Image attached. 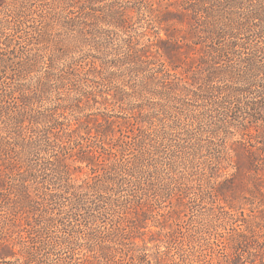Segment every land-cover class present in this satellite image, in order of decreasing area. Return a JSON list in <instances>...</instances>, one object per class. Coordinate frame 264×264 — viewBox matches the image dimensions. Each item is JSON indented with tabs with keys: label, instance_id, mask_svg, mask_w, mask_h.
<instances>
[{
	"label": "trees",
	"instance_id": "obj_1",
	"mask_svg": "<svg viewBox=\"0 0 264 264\" xmlns=\"http://www.w3.org/2000/svg\"><path fill=\"white\" fill-rule=\"evenodd\" d=\"M106 1L0 0V263L42 262L40 251L63 246L60 264H78L77 250L88 264L144 258L149 223L165 230L185 206L176 171L191 175L202 157L194 203L225 202L230 179L210 181L231 168L253 180L264 206V45L240 37L264 39V0ZM134 25L142 31L124 33ZM114 33L125 37L113 44ZM99 45L112 59L84 51ZM255 92L259 101H240ZM164 204L171 210L158 212ZM258 219L263 210L242 218L232 250L247 244L245 233L257 243ZM14 235L16 251L5 244Z\"/></svg>",
	"mask_w": 264,
	"mask_h": 264
},
{
	"label": "rangeland",
	"instance_id": "obj_2",
	"mask_svg": "<svg viewBox=\"0 0 264 264\" xmlns=\"http://www.w3.org/2000/svg\"><path fill=\"white\" fill-rule=\"evenodd\" d=\"M109 1H106V3ZM149 1H151L152 3H156L157 0ZM118 2H120L119 5L123 9L127 7H136L139 5L136 4L137 2H139V0H133L128 3L126 0H119ZM101 4L103 5V2ZM34 17V15L32 17L30 16L29 21H32V18ZM28 24L30 25L31 22ZM252 28L255 30L254 27ZM141 31L142 30L139 25H134L132 27L126 28L124 30V33L132 36L135 33H139ZM120 34L122 37H125L124 34ZM121 36L116 35L115 33L112 34L111 38L113 44L119 43L121 40ZM252 36L249 35L246 37H240H242L243 42L248 43L247 47L253 46L254 44L259 46L264 45L263 38H256ZM161 37L164 38L163 32L161 33ZM17 41L20 42L22 40L17 39ZM140 42L146 43V39L143 38L140 40ZM104 50L105 48L100 45L95 46V48L86 46L84 49V51L94 56L97 61H99V59H112V55L107 57L104 56V53H106V51ZM107 50L110 51L109 48ZM229 56L230 62L228 63L232 64V67H234V69L237 68L238 55L233 54ZM182 71V69H178L177 73H181ZM7 74L11 76L12 71L8 70ZM39 74V69L37 71L24 74L20 78V83L31 84L36 80ZM249 99L259 101L260 97L255 92L253 94H249V96H242L240 101L244 102ZM44 103L45 104L43 105H47L46 102ZM196 108L197 111H203L204 109H206V105L204 103L199 102ZM14 109L16 108H13V110ZM92 111L96 112L95 110ZM100 111H102V109H100ZM204 122L205 121H203L202 124L203 127H205L204 124L206 123ZM207 136L209 135L204 134L202 139H208ZM173 139L177 140V137H173ZM236 139H238V136L230 137L228 143H231ZM252 142L255 143L254 140H252ZM253 150L255 152L254 148ZM204 160H206L205 157H202V159L197 160V167L193 170V173L191 175H188L187 170L183 166L179 167L176 173L179 177H184V184L182 185L185 190V194L183 196V203L185 204L184 208L180 210L178 218H174L175 221L169 227H166L165 230H161V227L156 226L157 224H152L150 222L149 233H146V235L143 236L146 240L145 257H140L139 259V257H137L138 253H135V260L130 259L126 261L125 264H234L237 262V260H235V256L241 258L240 261H242L243 263L246 262V264H261V262L264 263V221H262L261 219H258L260 226L258 229H256L257 233L255 236L257 237L258 244L252 241V238L250 237L249 233H245L247 236V244L242 247V250L235 251L231 249L235 242V230L240 228V231L244 232L246 229V224L242 222V218L248 219L250 215H260L261 211H264L263 203L260 202V198L258 197L257 192H255L253 188V180L250 181L248 176L245 175L243 172L235 173V169L227 168L225 170L226 174L223 173V175H220V178H217V180L214 179L210 181L211 187L216 188V183L218 181L230 179L226 182V184L232 182V184H229L230 186H232V189L231 191L225 193L226 201L219 202L214 197V199L212 200L213 203H209L207 202V200H198L196 203H194V200H196V198H198L201 193L200 173L203 164H200V162ZM224 167H227L226 164H224ZM88 174L89 169L85 167L81 170V172H76V176L81 179H84ZM257 176L259 177V180L257 182L259 183V185H261V191L264 192V172H259ZM121 194H125V192L120 193V195ZM256 196L257 198H254ZM226 202L230 204L231 207H233L232 210L228 208ZM170 210L171 209L168 204H164L161 210L158 212L165 213L169 212ZM81 213L82 217L85 216L83 212ZM82 217H77L78 220L76 223L82 230V233L80 234L81 238L85 239L87 237L88 231L84 226V218ZM235 221L237 222L235 223ZM104 224H106L104 227L98 225L100 226L99 229L101 231L107 232V229H109L110 227L109 220H106ZM239 225L241 226L239 227ZM164 233H166V235ZM19 234H21L22 237L26 236L25 232L19 231ZM12 238H14L15 240H7L5 244L11 245L12 243H14V249L16 251L18 249L17 243H20V239L17 235H14L13 237H6V239ZM138 243L141 244L140 242ZM36 245L38 246L39 244ZM78 251L79 250H77L78 254L76 255V258L78 259H76V262H79L78 264H88L84 259V255ZM66 254L67 250L65 249V246L61 248L49 247L46 251H40L39 257L42 262L34 261L29 264H46V262H52V264H60L62 263V260L65 258ZM6 261H8L9 263L0 264H23L17 263L14 258H7ZM91 263L104 264V261L100 258H94L91 259Z\"/></svg>",
	"mask_w": 264,
	"mask_h": 264
}]
</instances>
